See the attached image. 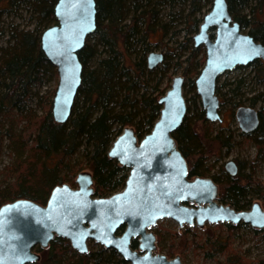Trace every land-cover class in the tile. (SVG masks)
I'll use <instances>...</instances> for the list:
<instances>
[{"label":"trees","instance_id":"1","mask_svg":"<svg viewBox=\"0 0 264 264\" xmlns=\"http://www.w3.org/2000/svg\"><path fill=\"white\" fill-rule=\"evenodd\" d=\"M56 1L0 0V14L22 3L36 15L37 20L33 30H10L8 44L0 47V119L8 123L3 135L16 156L14 164L5 172L7 183L0 185V206L17 199L45 205L52 188L64 183L65 175L59 174L60 169L65 168L67 173L73 174L76 167H71V160L78 154L82 155L84 169L92 175L93 197L105 198L124 187L128 169L109 158L108 149L124 127L133 128L137 140L148 134L159 117L161 105L158 99L164 94L163 90H159L163 77L160 68L149 69L146 62V54L150 53L149 46L152 44L148 38L154 32L153 25L158 21L157 13L160 10L155 7L171 8L176 3L181 7L187 0H94L96 28L77 54L82 64L81 83L65 123H56L52 118L50 110L54 90L48 92L46 105L39 112L32 108L14 112V109L19 108V102H29L33 88L42 87L51 77H57L54 66L45 57L39 42L42 31L56 24ZM191 3L194 10L199 11L200 0H191ZM211 3L212 0H206V13ZM226 3L240 29H247V34L264 45V0H226ZM147 13L151 21L144 16ZM141 26L144 28L141 29ZM199 54L201 57L197 60ZM204 61V52L193 45L182 69V76L187 79L183 87L193 93L192 98L199 105L194 81ZM257 63L261 64L255 60L247 66ZM242 67L246 66H237ZM263 81L264 77L257 80L259 84ZM241 83L242 80H238L231 92H236ZM223 87V84H216L215 93L218 95ZM249 100L250 107L260 104V120L257 127L245 135L260 146L257 139L264 138V84L261 91ZM239 104L236 102L234 106ZM189 111L190 107L186 105V115L172 137L187 163L188 177H207L212 166L206 162L213 150L203 145L210 146L218 139V135L211 136L204 128L200 136L187 116ZM192 117L196 118L195 122L201 121L207 125L201 106ZM20 121L23 123L19 124ZM226 145H229L226 140L220 141V147ZM241 177L239 167L234 176H229L220 168L219 174L210 177L218 186L217 201L229 204L237 211L245 210L246 206L241 200L245 199L248 187V182H245L249 178L245 176L246 181H241ZM261 206L264 210V204ZM222 225L229 233L236 227L229 223H218L215 227L221 228ZM119 230L122 231L123 227ZM195 231L187 227L181 233L171 234L172 238L177 237L178 240L177 243L170 242L165 256L168 259L180 256L187 246L193 249L202 247L198 244L199 236L194 234ZM190 233L192 237L187 239ZM154 235L155 242L159 241L160 236L157 233ZM131 245L136 249L137 241L132 240ZM204 245L208 247L209 253H224L229 248L228 241L221 240L212 232L205 238ZM69 248L68 240L54 237L46 249L36 247L35 251L45 253L48 259L53 256L63 258L70 251ZM115 255L114 250L100 247L96 252H87L80 257L78 264H84L81 261L85 258H92L94 264H112ZM119 262L126 264L123 259H119ZM38 263L43 264L41 260ZM223 264L248 262L232 253ZM259 264L264 262L260 261Z\"/></svg>","mask_w":264,"mask_h":264},{"label":"water","instance_id":"2","mask_svg":"<svg viewBox=\"0 0 264 264\" xmlns=\"http://www.w3.org/2000/svg\"><path fill=\"white\" fill-rule=\"evenodd\" d=\"M56 24L40 35V48L57 73L51 100V115L65 123L81 83L78 52L96 28L94 0H57ZM213 30V35L210 30ZM195 47L204 48L205 61L194 84L204 118L220 122V101L215 93L219 76L255 60L264 62V45L241 31L229 13L226 0H212L193 36ZM163 55L151 52L147 67L155 68ZM183 77L175 76L158 99V119L151 131L137 140L131 127H124L111 143L107 156L128 169L124 187L105 198H95L89 171L77 174L76 188L63 183L52 188L45 205L17 199L0 206V264H32L40 260L36 247L46 249L54 237L68 240L79 254L88 251L87 241L114 250L128 264H183L179 256L168 259L155 253V235L150 228L162 218L203 228L205 224L239 223L264 229V210L254 201L237 211L217 202L218 186L210 177H188L187 163L177 149L172 133L186 115ZM234 117L242 132L258 125L253 107L240 106ZM229 176L237 165L224 163ZM123 227L120 235L117 234ZM137 241L133 249L132 240Z\"/></svg>","mask_w":264,"mask_h":264},{"label":"rangeland","instance_id":"3","mask_svg":"<svg viewBox=\"0 0 264 264\" xmlns=\"http://www.w3.org/2000/svg\"><path fill=\"white\" fill-rule=\"evenodd\" d=\"M199 4V11L194 10L191 0H187L181 7L177 3L171 8L167 6L162 9L163 6L159 5L155 7L160 10L157 13L158 16L156 20L158 21H155L156 23L153 25L154 32L151 33L152 36L148 38L152 42L149 46V52H157L163 55L162 62L156 67L160 68V72L163 76L159 90H163L164 93L170 88L171 81L175 76H182V69L185 66L184 61L191 53L192 46L194 45L193 36L198 32L201 23L198 21H202L208 8L206 0H200ZM144 16L151 21L149 13ZM36 24V15H34L32 11L27 10L26 6L22 3L3 11L0 14V47H5L8 44L10 30H33ZM143 26H141V29L144 28ZM241 31L246 33L247 29H242ZM150 32L151 31H148V33ZM210 33L213 35L212 29ZM139 47L140 46L137 47V50ZM198 48L204 52L202 46H198ZM147 56L148 54H146V57ZM200 57L201 54L197 56V60L200 59ZM263 77L264 62L242 68L236 67L219 76L217 85L223 84L224 86L220 93H218V97L220 98L219 114L221 121L209 122L206 120L207 125L201 121L195 122L196 118L192 116L199 112L201 105H199L197 100L192 98L193 93L191 91H188V89L184 87L182 90L183 97L187 101L186 105L190 107L187 116L191 119V123H193L192 127H194L195 131L202 136L203 130L206 128L209 133H211V136L215 134L218 135V139L212 142L210 146L203 145V147L213 150L210 152L211 157L206 162V164L211 165L212 168L206 176L212 177L213 175L219 174L220 168L224 170V163L230 160L234 161L239 167V173L242 174L241 181L245 180L247 177L249 178L248 181L245 180V183L248 182L245 199L241 200V203L246 205L245 210L249 209L254 201H258L261 205L264 204V138L257 139L260 144V146H258L255 140L250 139V136L245 135V133L240 130L234 113L240 106L250 107L249 98L261 91L264 81L259 84L257 80ZM240 79L242 83L239 89L236 92H231V89L235 87L236 82ZM183 80V84L187 83L185 77H183ZM56 83L57 77L56 79L51 77L49 82L44 86L33 88L31 90V99L29 102H19L20 109L16 108L14 112H19L25 108H32L39 112V109L46 105L48 92L55 90ZM236 102L240 104L234 106ZM259 107L260 104H257L253 108L257 110ZM0 120V185H5L8 181L5 172H7L9 166L14 164L16 156L14 151H12L13 149L10 148L6 137L3 135L8 127V123L6 120ZM22 123V121L19 122V124ZM19 124L17 125L18 128H20ZM219 140H226L229 145L220 147ZM72 159L71 167L72 165L76 167L73 174L67 173L65 168L60 169L59 174L61 176L65 175L66 180L64 179V183L70 185L72 188H76L75 178L77 174L88 170L84 169V161L81 154L76 155V157L74 156ZM245 183L243 184L245 185ZM218 203L223 204L221 202ZM216 225L218 224H205L203 228H197L196 226H188L185 224L179 229L175 221L169 218H162L150 228V231L160 236V240L155 242V253L166 255L170 242L173 241L177 243L178 240L177 237L172 238L171 234L175 232L181 233L188 227L190 229H196L194 234L199 236L197 241L202 247H195L194 249L191 246H187L186 248L183 247L182 254L179 256L183 264H223L227 256H231L232 253H236L242 257L248 264H259L260 261L264 262V229L255 231L248 224L244 223V225H236L229 233L226 231L224 225H222L221 228L215 227ZM205 228H208L209 231H203ZM121 232L122 231L119 230L117 234L120 235ZM210 232L215 236H219L221 240L228 241L229 248L226 252L209 253L210 251L208 247L205 246L206 244L204 245V241ZM191 237V233L187 234V239ZM69 247L70 251H68L63 258L53 256L48 259L45 253L40 252L38 254L43 264H78L80 262V257L84 254H79L72 249L70 245ZM100 247L102 246L91 240L87 241V252H96ZM113 259L114 261L112 264H122L119 262V259L122 258L117 253ZM81 262L84 264H94L92 258H85Z\"/></svg>","mask_w":264,"mask_h":264},{"label":"flooded vegetation","instance_id":"4","mask_svg":"<svg viewBox=\"0 0 264 264\" xmlns=\"http://www.w3.org/2000/svg\"><path fill=\"white\" fill-rule=\"evenodd\" d=\"M260 62H262V61H260ZM257 113H258V109H257ZM258 120H260L259 119V114H258ZM254 130V129H253ZM250 132V131H249ZM244 133H246V132H244ZM237 170H238V167H237Z\"/></svg>","mask_w":264,"mask_h":264}]
</instances>
